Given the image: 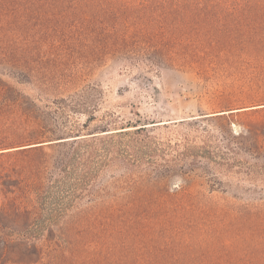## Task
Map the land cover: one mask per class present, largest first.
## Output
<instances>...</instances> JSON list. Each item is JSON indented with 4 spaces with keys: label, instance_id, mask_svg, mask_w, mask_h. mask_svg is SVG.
<instances>
[{
    "label": "rangeland",
    "instance_id": "rangeland-1",
    "mask_svg": "<svg viewBox=\"0 0 264 264\" xmlns=\"http://www.w3.org/2000/svg\"><path fill=\"white\" fill-rule=\"evenodd\" d=\"M81 10L20 8L40 15L9 19L26 27H60L56 40L68 51L54 53L40 85L13 80L0 69V84L12 90L7 99L16 103L0 107L2 148L12 147L13 137L27 129L25 114L44 141L97 126L110 131L86 139L88 149L80 145L84 160L68 168L65 180L59 160L67 145L38 155L47 190L42 221L47 226L73 217L86 224L88 214L113 208L133 204L143 210L149 201L195 198L224 205L229 249L248 245L264 224V4L200 8L208 15L194 28H211L214 35L186 38L174 47L177 58L153 63L131 36L117 52L93 51L99 42L107 44L103 38L83 32L69 37L64 30L72 21L80 24L75 13ZM233 29L234 35L220 36ZM70 101L82 107L68 109ZM27 159L1 158L0 178L15 185ZM185 257L179 260L203 259Z\"/></svg>",
    "mask_w": 264,
    "mask_h": 264
},
{
    "label": "trees",
    "instance_id": "trees-1",
    "mask_svg": "<svg viewBox=\"0 0 264 264\" xmlns=\"http://www.w3.org/2000/svg\"><path fill=\"white\" fill-rule=\"evenodd\" d=\"M252 4H264V0H0V69L6 68L13 80L40 85L54 53L61 51L67 56V46L57 41L60 27H26L9 22L10 18L40 15L20 13V8H82L75 13L80 24L72 21L64 30L69 37H73L72 32H83L87 37L103 38L107 44L99 42L93 51L108 47L117 52L126 49L131 36L153 63L161 57L167 61L177 58L173 50L186 38L206 37L210 31V36L214 35L211 28H194L201 17L208 15L200 8ZM229 31L220 36L234 35V29ZM194 44L201 45L195 40ZM195 54L189 50L190 56ZM11 92L0 84V107H16L15 101L7 99ZM79 103L70 101L66 107L76 110L82 107ZM23 116L27 129L13 137L12 147L2 148L0 142V159L28 158L26 170L15 185L8 178H0V264H264V224L253 230L248 245L229 249L224 205L195 198L149 201L143 210L131 204L129 210L113 208L97 216L88 214L86 224L82 218L72 217L46 226L41 219L47 204L46 180L39 171L38 155L67 145L68 152L59 160L60 175L65 180L68 168L84 160L80 145L88 149L86 139L110 131L97 126L87 134L69 136L72 134L61 132L53 134L55 139L44 141L47 138L38 132L32 117ZM124 131L115 130L116 134ZM185 256L203 259L179 260Z\"/></svg>",
    "mask_w": 264,
    "mask_h": 264
}]
</instances>
